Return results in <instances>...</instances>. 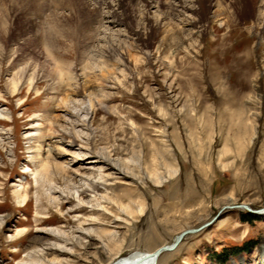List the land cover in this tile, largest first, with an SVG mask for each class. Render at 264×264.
<instances>
[{
  "label": "rangeland",
  "instance_id": "rangeland-1",
  "mask_svg": "<svg viewBox=\"0 0 264 264\" xmlns=\"http://www.w3.org/2000/svg\"><path fill=\"white\" fill-rule=\"evenodd\" d=\"M95 1L0 0V109L8 116L0 120V264H112L188 231L157 264H259L264 214L233 208L264 210L259 0H246L228 27L214 21L228 0L204 3L205 25L188 55L180 47L191 27L172 21L181 31L171 33L169 23L138 21L145 0L120 6L124 36L97 41L110 8ZM100 46L113 47L117 61L99 55ZM25 69L36 77L24 76L11 93L7 82ZM100 71L109 72L105 80ZM85 91L98 100L90 130L81 122L63 130L55 117L82 110ZM45 140L72 152L86 147V157L53 151L69 173L46 174ZM95 152L122 175L105 170V181L94 179L103 166L87 164Z\"/></svg>",
  "mask_w": 264,
  "mask_h": 264
},
{
  "label": "bare ground",
  "instance_id": "bare-ground-1",
  "mask_svg": "<svg viewBox=\"0 0 264 264\" xmlns=\"http://www.w3.org/2000/svg\"><path fill=\"white\" fill-rule=\"evenodd\" d=\"M96 1L94 3L89 2V4L91 6H94V8H97L96 7L97 3L98 4L99 3H101V4L103 3L102 5L105 6V8H108V9L110 8V10H106V11H109V12H106V14H105L106 19H110V20H107V24H108L107 27L104 30L100 31V36L97 38V41L108 43L110 41V39H112L114 37H120V36L122 37V36H124L123 35L124 32L122 33V31L117 29L118 27H120L121 22H123L122 19H120V17H119L118 10L121 8L120 6L123 4L124 0H108V1L107 0H100L97 3H96ZM131 1L132 0H128V5L131 4ZM134 1L136 2V1H139V0H134ZM145 1L147 3L146 5H147V8H148L149 11L145 12L143 14L138 13L137 14L138 21H141V20H144V19H147V20L148 19H154L156 21L163 22V26H164V23H166V24L169 23L168 26H171V29H170L171 33H175L178 30L181 31L180 28L178 29L177 25H173L172 24V21L176 22V24H179V25H186V26H190L191 27L190 31H186V32H190L188 34L190 37H188V39H184L185 40V43H184L185 45H181V47H180V49H181L180 52H183V53L188 55L190 53V50L195 47V43H196V39L195 38H199L200 37V34H201L202 30H203L202 28L205 25L204 22L202 20H200L199 12H200L201 7L204 5V3H207L208 0H164V1H161V0H145ZM217 1L219 3H221V2L225 3L227 0H217ZM245 3H246V0H228V3L226 4L227 7H225L226 9H224L225 11L223 10V12H222L223 14L220 15L219 17H217L214 21H216L217 23L219 22V25H218L219 27H223V26H227L228 27L230 25V23L235 22L237 20V18H238L237 17V14H238L237 12H239L243 8ZM208 5H210V4H208ZM160 6H162V7H160ZM263 6H264V0H259L258 1V8H257V15H256V18H255V21L260 26V32H259L260 33V38H264L263 37L264 36V16H263L264 15V10L262 9ZM154 9L157 10L156 13L155 12H150V10H154ZM176 12H177V15L175 14ZM160 22H159V24H162ZM138 26H137V28H138ZM136 31H141V29L138 28ZM143 34H144V32H143ZM172 37L173 38H170L171 39V43H173V42L174 43L175 42L178 43L177 39L174 38L175 37L174 34H173ZM100 48H101V46H100ZM112 48H110L109 46L108 47H103V48H101V50H100V52L98 54L99 55H103V56L105 54H107L108 58H112L114 61L115 60L117 61L116 57H119V56H118V54H115L117 51L112 49ZM168 48H170V47H168ZM242 51H244V54L246 55V53L248 51V48L245 47ZM240 58L241 57H239L238 62L240 61ZM100 70H101V68H100ZM34 73H35V71H33L32 75H29L28 74V69H25L24 71L22 70V72L20 73L21 74L20 76L10 79L7 82V86L9 87V90L11 91V93L16 92L17 87H18L19 83L24 79V76H25V79H26V77H28L29 81H33V78L36 77V76L33 77ZM99 74L105 80V77H106L105 75H109V72L100 71ZM39 75L42 76L41 78L44 79L45 76L43 74V71L40 68H39ZM102 78L100 80H102ZM82 81L83 80H81L80 82H82ZM78 87H79V85H78V82H77V84L75 86V89L77 90ZM99 92H100V90H99ZM75 93H76V91L72 92L73 95ZM82 95L86 99V104L85 103H81V105H83V107L81 106L82 110H79V111H76V112L74 110H72L73 111L72 112V111H68V109L67 110L65 109V110L60 111V112H63V115H61V116L58 115V116L55 117L54 122L57 123L58 121H61L64 124L63 126L58 125V126H61L63 130H65V131L67 130L66 129V125L71 126V128L74 125H79L78 122L79 123L81 122V124L79 126L81 127L82 130H85V131L90 130V125H89L87 120L90 119V118H88L89 111L92 112V108H93L91 103H92V101H94L95 104H98V100L96 101V96L93 93H88L87 94L86 91H85V92H82ZM92 97H95V99H93ZM62 102H63L64 105H67V106L68 105H75V103H77L76 99H73V98H70V99L65 98V99H63ZM1 119H8V116H7L6 112H5V109H0V120ZM71 119H74V120H71ZM3 134L4 135L6 134L5 130H2V131L0 130V143L4 142V140H2V137H1ZM75 134H77L79 137H86L87 136L86 133H81V132H78V131H76ZM44 146L47 148L46 150H48L47 151V160H46V162L42 161L41 167H43V171L46 174H51V175L59 174V173H61L63 171H65L66 173H69V163L68 162L60 164V163L52 161V159H50V157H52V155H53V151H62L60 153L61 155H58L59 158L62 157L63 155L69 154V156H71V158H73V159L76 158V161L80 162L81 159H84L86 157L85 153L88 150L85 147L84 151L81 152L83 147L79 146L73 152L72 151H68V150L64 149V146H61V142L59 143L58 140H55L53 142H50L49 140H45ZM86 159H88V158H86ZM74 161L75 160H73L71 162H74ZM88 162H89V163H87L88 165H98V164H102L103 165L101 169H98V172H100V173H98L97 176L94 177V179H97L99 181H103V180L105 181L104 177H109V175H106V176L101 175V174H103L105 172V170H108V171L112 170L114 172L112 174H114V175H122V173L120 172V169L116 165H114L111 162V160L108 159L102 152H95L94 153V158H92V160L88 161ZM89 170H91V168L90 169H86V171H89ZM29 172H31V170H26L24 173L28 174ZM44 176H45L44 173H40L38 175V177H37L36 184H38L39 186H42L44 184V180H43ZM156 181H157L158 185L162 184L163 178L158 177ZM18 196H19V194H16V197H18ZM25 198H26V195H24V200H25ZM2 223H3V221H0V226L2 225ZM115 228L119 229L118 227H115ZM57 232H58L59 235L63 234V232H60V231H57ZM166 247H168V246H164L162 248H158V249H156V250H154L152 252H135V253H132V254L126 256V257H118L115 261H113L112 264H157L160 255L162 253H164V252H167V251H161V249L166 248ZM263 263H264V250H263L261 259L259 261V264H263ZM109 264H111V262Z\"/></svg>",
  "mask_w": 264,
  "mask_h": 264
},
{
  "label": "water",
  "instance_id": "water-1",
  "mask_svg": "<svg viewBox=\"0 0 264 264\" xmlns=\"http://www.w3.org/2000/svg\"><path fill=\"white\" fill-rule=\"evenodd\" d=\"M234 209H243V210H246L250 213H254V214H257V215H260V214H264V210H260V211H253L251 209H249L248 207H245V206H235L233 207ZM192 231H188V232H183L180 236L177 237V240L175 241V243H173L172 245L166 247V248H163L161 249V251H170L172 249H174V247L176 246L177 242L182 238L184 237V235L190 233Z\"/></svg>",
  "mask_w": 264,
  "mask_h": 264
}]
</instances>
